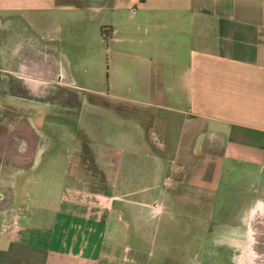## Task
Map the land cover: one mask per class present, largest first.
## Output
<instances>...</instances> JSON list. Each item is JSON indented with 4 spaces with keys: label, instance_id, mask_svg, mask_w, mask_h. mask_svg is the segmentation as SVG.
<instances>
[{
    "label": "crops",
    "instance_id": "obj_1",
    "mask_svg": "<svg viewBox=\"0 0 264 264\" xmlns=\"http://www.w3.org/2000/svg\"><path fill=\"white\" fill-rule=\"evenodd\" d=\"M77 34H83V62L106 64L108 81L99 93L117 99L113 118L131 121L134 132L123 135L114 125L109 143L92 145L88 157L82 149L68 155L55 205L34 220L31 204L25 215L10 194L25 193L18 175L30 174L50 147L40 126L24 138L29 127L15 107L16 121L7 123L2 141L0 264H115L114 214L98 198L107 191L101 182L82 186L75 179L111 172L118 180L124 160L130 172L146 173L134 164L141 150L152 162L163 155L174 182L214 194V212L223 210L215 220L224 227L263 226L264 0H0L1 98L66 87L57 68L70 62L73 42L80 45ZM122 100L148 106L133 104L129 120ZM132 140L133 155H123L122 145ZM251 190L258 196L246 201L242 195ZM236 234L238 242L248 241ZM262 236L254 234L264 242Z\"/></svg>",
    "mask_w": 264,
    "mask_h": 264
},
{
    "label": "rangeland",
    "instance_id": "obj_2",
    "mask_svg": "<svg viewBox=\"0 0 264 264\" xmlns=\"http://www.w3.org/2000/svg\"><path fill=\"white\" fill-rule=\"evenodd\" d=\"M76 1L72 0L73 3ZM79 29V26L73 27V31ZM80 37V45L73 42L70 62L57 68L63 73V80L68 82L66 87L56 85L50 92L46 89L33 94L24 93V98L3 99L0 95V163L5 150L2 141L9 132L7 123L13 126L11 123L16 121L13 115L15 107L20 110L17 112L20 113L19 122L29 127V131H26L29 136L25 132L24 138L38 134L34 126H40L39 137L50 147L49 152L42 154L39 163L35 165L36 169L30 167V174L18 175V181L21 185L24 183L23 189L29 193V198L22 191L13 196L10 194L13 202L16 200L23 206L25 215L29 214L25 204H31L34 220L47 216L50 208L55 205V197L62 190L61 181L68 167V155L82 149L81 155L88 157L92 148H101L103 142L109 143L106 140L113 134L114 125L121 128L120 133L123 135L134 132L129 125L131 121L113 118L112 102L117 99L99 93L100 89H106L108 81L106 64L95 60L83 62V34L76 35V39ZM75 45L78 50H75ZM109 71L111 73V69ZM50 85L52 82L46 83V86ZM121 102L127 106L124 112L128 117L130 113L134 114L133 104L148 106L144 102ZM58 143L61 144L60 148L53 147ZM133 143L135 141L131 146L122 145L123 155H133L132 147H136ZM14 147L9 148V155L15 154L12 152ZM152 149L158 151V148ZM143 153L141 150L138 154L142 161L138 163L134 159V164L145 166L146 173L130 172V169L124 168L127 165V160H124L118 180L116 175H110L111 172L95 173L101 176L97 179H75L82 186L99 185L101 182L103 190L107 191L98 198L106 212L108 210L114 214L112 219L115 221L110 225V233L113 234L111 249L116 253L115 264H264V242L254 237L257 233L264 234V225L259 228L254 225L243 228L224 227L215 220V215L223 210L214 212V194L189 183L174 182L168 177V162L163 155L154 157L152 162ZM10 160L13 159L7 155L6 161L9 164ZM91 163L88 168L90 170L95 168ZM28 165L25 163V167ZM117 184L119 189L116 192L113 186ZM36 191L40 194L35 197ZM256 196L258 194L253 190L242 195L246 201ZM22 221L23 218L19 219V222ZM236 233L247 235L248 241L238 242Z\"/></svg>",
    "mask_w": 264,
    "mask_h": 264
},
{
    "label": "built area",
    "instance_id": "obj_3",
    "mask_svg": "<svg viewBox=\"0 0 264 264\" xmlns=\"http://www.w3.org/2000/svg\"><path fill=\"white\" fill-rule=\"evenodd\" d=\"M169 183H170V181L167 182V184H169Z\"/></svg>",
    "mask_w": 264,
    "mask_h": 264
}]
</instances>
